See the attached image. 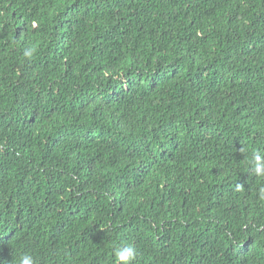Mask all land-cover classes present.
Here are the masks:
<instances>
[{
	"label": "trees",
	"instance_id": "obj_1",
	"mask_svg": "<svg viewBox=\"0 0 264 264\" xmlns=\"http://www.w3.org/2000/svg\"><path fill=\"white\" fill-rule=\"evenodd\" d=\"M255 150L264 0H0L4 264H264Z\"/></svg>",
	"mask_w": 264,
	"mask_h": 264
},
{
	"label": "clouds",
	"instance_id": "obj_2",
	"mask_svg": "<svg viewBox=\"0 0 264 264\" xmlns=\"http://www.w3.org/2000/svg\"><path fill=\"white\" fill-rule=\"evenodd\" d=\"M35 54V48L29 47L23 51V57L26 61H31ZM249 171L258 178H264V152L255 150L248 158ZM242 185H236V191H243ZM259 201L264 202V184L257 190ZM116 264H133L137 258V249L131 243L117 244L113 249ZM0 264L4 262L0 261ZM18 264H36L34 257L29 253H23L18 258Z\"/></svg>",
	"mask_w": 264,
	"mask_h": 264
}]
</instances>
